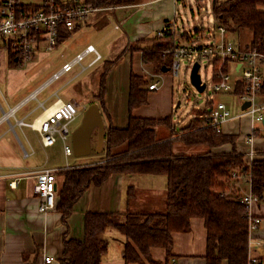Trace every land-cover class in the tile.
<instances>
[{
  "label": "crops",
  "instance_id": "1",
  "mask_svg": "<svg viewBox=\"0 0 264 264\" xmlns=\"http://www.w3.org/2000/svg\"><path fill=\"white\" fill-rule=\"evenodd\" d=\"M175 6V0H142L130 5L100 8L91 12L74 30L65 33L54 53L46 54L47 52L42 50L38 51L34 58L22 67L8 66V52L0 48V95L2 99L0 102L8 108V111H3L2 114H9L13 108H17L14 113L17 120L20 118L27 122L36 121L38 123L54 109L60 98L63 101L79 102L81 104L79 117L85 113L91 103L99 101L97 95L100 92V80L104 67L108 62L119 58L106 79V112L100 107L105 129L110 122L118 128L126 127L131 115L152 118L174 116L173 75L169 71L159 72L153 63L143 60L140 49L131 50L128 46L148 41L149 38L157 35L166 21L174 19ZM89 45H94L101 54V59L97 63L89 65L95 58L94 53H89L82 61L85 69L82 65L76 64L70 71L54 78V74L66 62L73 60ZM137 45L140 46V44ZM39 52L44 55V60L41 62L37 60ZM36 67L37 69L33 71ZM132 73L144 77L148 80V84L157 78L158 88L149 90L147 104L130 110L129 95ZM63 76L65 79L62 78ZM64 89L66 93L62 95ZM21 110L22 112L18 115ZM4 123L6 122L0 124V264H61L64 233L67 232L70 238L82 240L85 235L87 212L124 210L128 205V186H134L136 189V196L129 203L131 209L139 212L164 210L168 187L165 175L125 176L121 173H113L101 185L93 183L90 185L74 205L73 212L67 218L66 226L62 222V214L57 209L46 213L39 210L41 199L34 191L35 174L44 168L59 170L57 174V198H59L58 194L63 180L61 170L66 167L104 162L106 158L103 150L98 152L100 157L81 156L71 164L64 152L63 144L61 148L55 146L59 140L50 147H44L41 142L37 146L33 140L40 137L36 129L17 124L12 125L8 122L11 127L13 126L12 128L15 125L20 128L31 149L29 153L25 149L22 153L10 137L3 135L7 130L2 132ZM255 127L260 126L242 112L235 114L222 127L223 133L236 136L237 151L242 153L248 162H252L264 153V137L259 135L261 131L257 132L252 143L248 142V137ZM169 135L170 129L166 126L156 127L158 139H165ZM91 143L92 155L97 144V131L92 134ZM124 149L126 146L116 151ZM175 149L178 150L177 152L189 151L190 153L187 154H197L205 150L204 147L186 148L179 142L175 143L174 151ZM252 149L255 151L254 156L250 154ZM231 150L232 145L229 143L212 149L214 153H227ZM40 151H43L46 157H37L31 162L26 160L31 155L40 154ZM63 154L66 156L65 159ZM243 187L245 188L244 184ZM251 212L260 216L262 223L259 229L250 236L249 256L256 257L264 263V203H254ZM109 232L114 239L109 241L108 252L102 264H139L137 262L126 263L122 255L124 237L114 230ZM173 238L170 264H207L205 257L207 229L203 218L193 217L190 229L185 232H175ZM151 255L154 260L163 263L167 260V251L163 247H152ZM47 256L53 257L51 263H46ZM145 264L151 263L146 262Z\"/></svg>",
  "mask_w": 264,
  "mask_h": 264
},
{
  "label": "trees",
  "instance_id": "2",
  "mask_svg": "<svg viewBox=\"0 0 264 264\" xmlns=\"http://www.w3.org/2000/svg\"><path fill=\"white\" fill-rule=\"evenodd\" d=\"M97 8L124 6L142 0H83ZM264 0H213V13L218 24L235 34L242 29L252 31L251 48L264 56ZM168 23V21H166ZM196 32L200 28H195ZM70 32L63 29L61 37ZM182 39H189L187 33ZM152 45L128 46L142 51L143 60L153 63L156 70L170 67L173 54L168 52L175 44L174 33L167 30L163 36L149 38ZM17 53L8 52V66H18ZM119 58L106 64L97 95L104 112L106 79ZM242 86L235 93L242 92ZM149 84L144 77L132 73L130 78L129 108L147 104ZM206 111L193 118L187 125L177 128L173 116L164 118L136 117L131 115L124 128L110 122L105 129L103 152L106 160L85 166L66 167L56 209L67 226L76 202L93 183L101 185L111 174L125 176L137 174H162L167 177V199L162 211H136L130 201L136 196L134 186H128V205L118 212H87L85 235L82 240L63 236L61 264H102L109 248L107 234L116 231L124 237L122 255L126 263L170 264L173 235L190 229L193 217L204 219L207 229V264H248L249 259V211L240 199L239 190L229 191L235 181L249 183L258 203H264V153L252 162L236 148V136L215 131L206 121ZM109 117V116H108ZM170 129L169 137L158 139L156 127ZM257 133V132H256ZM176 142L186 147H204L197 154L177 153ZM229 143L231 152L214 153L213 148ZM126 146L122 151L118 148ZM237 178H233V174ZM152 247L167 251L165 263L154 260ZM259 264H264L260 261Z\"/></svg>",
  "mask_w": 264,
  "mask_h": 264
},
{
  "label": "built area",
  "instance_id": "3",
  "mask_svg": "<svg viewBox=\"0 0 264 264\" xmlns=\"http://www.w3.org/2000/svg\"><path fill=\"white\" fill-rule=\"evenodd\" d=\"M175 1L177 2V0ZM98 9L100 8L86 4L83 0H37L34 3H25L23 0H0V48L7 52H16V60L28 62L34 58L38 51L52 52L56 50L63 29L74 30L91 12ZM167 30L174 33L176 37L175 44L168 50L173 54L170 67L173 76L179 75L183 59H189L192 67L195 62L200 64V68L203 63L210 65L213 70L212 91L214 93H235L236 88L242 86L243 91L235 94L242 105L250 102L246 109H242V113L250 116L254 123H263L264 56L260 52L249 46L241 47L235 38L231 37L226 27L217 22L215 32L204 42L197 41L199 40L197 38L203 36L201 28V33L194 30L197 38L187 33L190 38L182 39L181 36L184 33L177 31L175 18L165 23L157 35L163 36ZM89 53L95 54V58L89 65H94L101 59V54L96 47L89 45L73 60L66 62L54 74V78L70 71L76 64L82 65L83 59ZM157 88L158 82L149 84V90ZM205 90H207V84ZM204 101L203 110L206 111L204 116L207 118V123L215 131L221 132L223 124L233 117L230 108L224 101H217L212 96H207ZM80 107L81 104L77 101H63L58 98L54 109L41 118L38 123L15 118L16 124L36 129L44 147L53 146L58 140L61 141L65 154L70 156L73 153L70 126L79 115ZM16 109L13 108L9 114H4L0 119V124L10 122V116H14ZM253 130V133L248 137L250 143L253 142L256 132L261 131L260 127H255ZM250 154L254 156L255 151L252 149ZM58 172L59 170L44 168L35 174L34 191L41 199L39 205L41 212L46 213L56 209ZM233 178H237L235 173ZM233 190H239L240 199L248 208V229L251 236L262 223V218L251 212V208L258 198L252 193L250 185L247 190L241 181L231 184L229 191ZM45 261L51 263L53 257L47 256ZM259 263L260 259L249 256L248 264Z\"/></svg>",
  "mask_w": 264,
  "mask_h": 264
},
{
  "label": "rangeland",
  "instance_id": "4",
  "mask_svg": "<svg viewBox=\"0 0 264 264\" xmlns=\"http://www.w3.org/2000/svg\"><path fill=\"white\" fill-rule=\"evenodd\" d=\"M24 2H33L35 0H23ZM176 8H174L175 11V21L177 25V31L180 33H190L192 34L193 37L197 38L194 34L195 28H201L203 31V36L201 38H197L199 42H204L207 41L210 38V35H212L215 32V27H216V20L215 16L213 13V0H177L176 2ZM264 9V7H262ZM172 16H173V10H172ZM199 31V33H201ZM179 34V33H176ZM231 37L235 38V40L240 44L241 47H247L250 46V43L252 41V31L249 29H242L238 33H231ZM151 41H142L138 42L140 46H150L152 43ZM56 51V50H54ZM52 52H47L48 53H54ZM42 53V52H41ZM39 56L40 52L38 53ZM50 55V54H49ZM37 56V60L41 62L44 60V55H42L40 58ZM58 59H60L58 57ZM192 59V58H191ZM194 60V58L192 59ZM27 62V61H26ZM26 62H23L21 60H18V66H10V67H22L26 64ZM29 62V61H28ZM62 62V61H61ZM191 62V60H190ZM192 68V63H189V59H183V62L180 67L179 75L178 76H173L174 78V105H173V118L174 122L177 126V128H181L182 126L187 125L193 118L200 117V112L203 111L204 106H205V101L204 99L207 96H212L215 100H220L224 101L228 107L230 108L232 112V116H234L237 113L242 112V103L240 99L237 97V94L235 93H214L212 91L213 89V80H212V74L213 70L212 67L208 64L203 63L199 72L201 75V79L203 82L207 84V90L204 92H199L192 84L190 80V72ZM37 67L33 70L35 71ZM74 72V71H73ZM72 74V72L70 73ZM69 74V75H70ZM64 78V76L62 77ZM65 79V78H64ZM160 80V78H159ZM154 82H157V78H154ZM5 86V84H3ZM66 93V89L62 91V95ZM0 100L1 95H0ZM35 103L37 104V101L34 100ZM96 102L99 105V101ZM100 107V106H99ZM3 111H8V108L5 106V104H2L0 102V116L3 115ZM20 112H18V115H20ZM80 114V113H79ZM83 114H81L79 117L77 116V120L73 122L70 126L71 131L74 130V128L79 125L82 121ZM20 120V118H18ZM10 122L12 125L16 124V119L15 116L10 117ZM258 126H260L261 133L259 134L260 136L263 135L264 137V125L263 123L256 122ZM13 127V126H12ZM8 122L4 123L2 126L3 135H6V137H10L13 142L18 146V148L21 150L23 153L24 149L26 152H30L31 149L25 140L23 134L21 133V130L18 126L15 125L14 128H12ZM1 129V128H0ZM40 139V137H39ZM38 138L33 139L35 144L39 146L41 143V140L39 141ZM57 148H61L62 142L59 141L55 145ZM186 147V146H184ZM187 148V147H186ZM177 152L178 150L175 149ZM43 151H40V154H37L36 156L31 155L30 157H27L26 160L29 162L35 161L37 157H43L46 155L42 153ZM177 153H190L188 152H177ZM99 154L96 151V148L93 151V154L86 155L89 158H96L100 157L101 155H95ZM64 159L65 155L63 154ZM91 156V157H90ZM95 156V157H93ZM78 157L74 154V152L67 157L68 161H71L69 163L73 164L72 161L77 160ZM245 188L248 190L249 189V184L244 182ZM108 238L110 241L114 239L112 237L111 232L107 234Z\"/></svg>",
  "mask_w": 264,
  "mask_h": 264
},
{
  "label": "water",
  "instance_id": "5",
  "mask_svg": "<svg viewBox=\"0 0 264 264\" xmlns=\"http://www.w3.org/2000/svg\"><path fill=\"white\" fill-rule=\"evenodd\" d=\"M163 71H168L169 68L163 67ZM200 64L195 62L190 72L191 84L199 91L204 92L206 84L202 82L200 75ZM250 102L242 105V109H246ZM264 123V121H263ZM97 131L96 151L101 152L105 142V123L97 103H91L82 118L81 123L72 131L73 152L77 156H86L92 152L91 137Z\"/></svg>",
  "mask_w": 264,
  "mask_h": 264
},
{
  "label": "bare ground",
  "instance_id": "6",
  "mask_svg": "<svg viewBox=\"0 0 264 264\" xmlns=\"http://www.w3.org/2000/svg\"><path fill=\"white\" fill-rule=\"evenodd\" d=\"M11 115H12V113H11Z\"/></svg>",
  "mask_w": 264,
  "mask_h": 264
}]
</instances>
